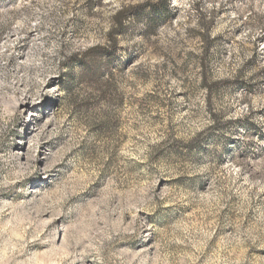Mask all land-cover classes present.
<instances>
[{
  "label": "rangeland",
  "instance_id": "rangeland-1",
  "mask_svg": "<svg viewBox=\"0 0 264 264\" xmlns=\"http://www.w3.org/2000/svg\"><path fill=\"white\" fill-rule=\"evenodd\" d=\"M0 264H264V0H0Z\"/></svg>",
  "mask_w": 264,
  "mask_h": 264
},
{
  "label": "trees",
  "instance_id": "trees-1",
  "mask_svg": "<svg viewBox=\"0 0 264 264\" xmlns=\"http://www.w3.org/2000/svg\"><path fill=\"white\" fill-rule=\"evenodd\" d=\"M145 18L148 19V30H152L158 24L155 18L147 17L144 6H131L119 11L114 17L116 30L109 34V37L111 38L109 43L110 48L96 47L90 51V57L93 61V65L91 68L86 69L83 77L85 78L88 75L103 77L105 72H102V68L98 64H94L96 60H101L103 61V64L106 63V66L109 67L112 60V55L110 52H115L118 49V42L115 38L117 35L115 34L116 31H124L127 20L135 19L136 22H142Z\"/></svg>",
  "mask_w": 264,
  "mask_h": 264
}]
</instances>
